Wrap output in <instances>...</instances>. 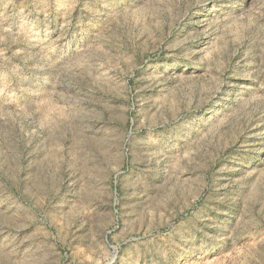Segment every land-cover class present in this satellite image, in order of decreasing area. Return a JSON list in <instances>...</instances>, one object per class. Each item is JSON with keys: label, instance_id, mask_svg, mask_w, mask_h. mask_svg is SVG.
Segmentation results:
<instances>
[{"label": "rangeland", "instance_id": "1", "mask_svg": "<svg viewBox=\"0 0 264 264\" xmlns=\"http://www.w3.org/2000/svg\"><path fill=\"white\" fill-rule=\"evenodd\" d=\"M0 264H264V0H0Z\"/></svg>", "mask_w": 264, "mask_h": 264}]
</instances>
